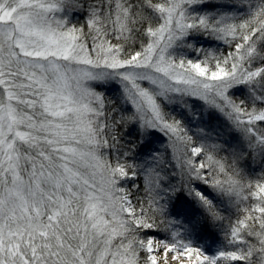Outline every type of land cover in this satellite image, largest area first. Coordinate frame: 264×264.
<instances>
[{"label":"snow or ice","instance_id":"6c2138e0","mask_svg":"<svg viewBox=\"0 0 264 264\" xmlns=\"http://www.w3.org/2000/svg\"><path fill=\"white\" fill-rule=\"evenodd\" d=\"M0 264H264V0H0Z\"/></svg>","mask_w":264,"mask_h":264},{"label":"rangeland","instance_id":"374dc122","mask_svg":"<svg viewBox=\"0 0 264 264\" xmlns=\"http://www.w3.org/2000/svg\"><path fill=\"white\" fill-rule=\"evenodd\" d=\"M212 231H213V233L215 232V230H212ZM205 235H209V236H211V237L213 238V235H212V234H209L207 231H206V234H205ZM205 241H206V239H205ZM206 242H207L208 244H211L214 250H215V248L217 247V244L213 243V239H212V240H208V241H206Z\"/></svg>","mask_w":264,"mask_h":264},{"label":"trees","instance_id":"16d2710c","mask_svg":"<svg viewBox=\"0 0 264 264\" xmlns=\"http://www.w3.org/2000/svg\"><path fill=\"white\" fill-rule=\"evenodd\" d=\"M192 210L196 211L195 208H193ZM205 234H206V232H205ZM205 239H206V241H208V240H212L213 238L211 236H209V235H205Z\"/></svg>","mask_w":264,"mask_h":264}]
</instances>
